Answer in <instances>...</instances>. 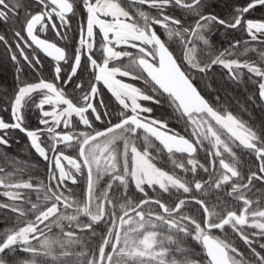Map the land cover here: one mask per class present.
Segmentation results:
<instances>
[{"label":"snow or ice","instance_id":"1","mask_svg":"<svg viewBox=\"0 0 264 264\" xmlns=\"http://www.w3.org/2000/svg\"><path fill=\"white\" fill-rule=\"evenodd\" d=\"M0 25V264H264V123L196 83L264 105V0H0Z\"/></svg>","mask_w":264,"mask_h":264},{"label":"flooded vegetation","instance_id":"2","mask_svg":"<svg viewBox=\"0 0 264 264\" xmlns=\"http://www.w3.org/2000/svg\"><path fill=\"white\" fill-rule=\"evenodd\" d=\"M219 3H223V0H218ZM255 15L259 16L260 12L258 11ZM73 28H76L77 21L73 20L72 22ZM0 31H3V26L0 25ZM49 37H52V33L50 32ZM74 33L70 34V36L74 37ZM230 38H240L239 34L237 33H230ZM224 39L223 34H221L217 37V40ZM70 42H74L73 40H70ZM253 59H255V55L252 56ZM44 77L51 80L52 79V64L49 62V60L44 61V67L41 70ZM220 69H217L214 73L216 85L218 86V90L216 91H209L205 88L206 81H197V86L202 90V94L206 96L207 99H209L210 102L213 104H216L215 97L217 95L220 96V104L225 102V97L223 98L221 94H225L223 92V89L226 87L235 88L234 86L225 83V81L222 79L220 75ZM82 75L87 78L86 73H81ZM27 78L31 81L36 78L35 74L29 70L27 72ZM137 86H140L142 88L146 87L142 82H136ZM15 87L14 85V77H13V68L10 63L7 62L6 57L2 55V49H0V94H2L5 91L11 92V90ZM245 88V87H240ZM249 88H255L253 85H248L246 89ZM108 94L106 93V99ZM148 106L153 108V116H155L158 119H167L169 121V125L171 128L181 132V134H184V123L182 120H177L173 115H171V109L167 104H161V105H155L149 103ZM0 115H3L5 119H8L7 113H0ZM251 118L253 119H262L264 121V112L262 114H251ZM30 125L35 127L36 126V119L35 115L30 120ZM99 127V125H97ZM13 141L19 140L20 143L16 144L13 143L11 149H4V151H7L9 153V156H13L17 158L21 163L27 161V165H25L26 170L36 179H43L44 174L46 172V164L36 156V154L27 147V140L23 136V134L19 132L12 133ZM67 154H74V153H67ZM199 158V157H198ZM200 159V158H199ZM202 159H204V153L202 152ZM27 178V175L25 176V179ZM80 189H77L79 191ZM33 200H35V196H33ZM8 215L7 213L0 214V231H2L4 228L8 227L9 224L5 222V216ZM57 230H54V234H56Z\"/></svg>","mask_w":264,"mask_h":264},{"label":"trees","instance_id":"3","mask_svg":"<svg viewBox=\"0 0 264 264\" xmlns=\"http://www.w3.org/2000/svg\"><path fill=\"white\" fill-rule=\"evenodd\" d=\"M254 91H256L255 88L246 89L226 87L223 89L225 94H221V96L223 98L225 97L226 100L220 104V106L227 108L234 114L241 116L245 121L253 122L256 124V126H259L261 123H264V121L262 119H253L250 117V115L262 114L264 112V105H261L258 101L255 103H246L247 96ZM199 158L203 162L202 152L199 154ZM237 243L242 250H245L244 245L241 242L237 241Z\"/></svg>","mask_w":264,"mask_h":264}]
</instances>
